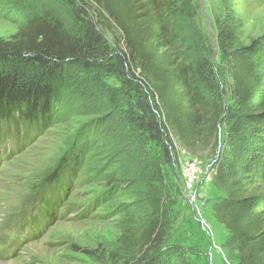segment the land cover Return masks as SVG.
I'll list each match as a JSON object with an SVG mask.
<instances>
[{"label": "rangeland", "instance_id": "rangeland-1", "mask_svg": "<svg viewBox=\"0 0 264 264\" xmlns=\"http://www.w3.org/2000/svg\"><path fill=\"white\" fill-rule=\"evenodd\" d=\"M192 3L195 18L188 22L189 43L211 47L222 103L236 116L229 124H220L214 146L194 158L215 169L222 153L229 151L240 174L261 181L264 121L247 117L248 110L230 96V66L216 48L215 20L236 25L239 42L253 47L261 84L251 104L260 110L264 0ZM78 6L79 0H0V40H8L32 13H49L60 29L74 36L78 23L95 21L88 12L82 21L76 19ZM106 24L109 30H98L107 50L97 57L98 66L68 77L46 131L21 141L20 148L3 139L7 143L4 152L0 149V264H125L118 245L124 223L148 215L143 190L137 188L143 185L139 175L164 158L150 136L137 130L133 81L129 75L119 79V64L113 59L121 36L110 21ZM226 143L231 144L228 149ZM172 157L170 167L160 166L167 214L160 249L149 257V264H237L234 252L221 247L227 231L212 218L211 206L221 197L213 177L199 183L194 198L179 180L185 156L173 151ZM57 170L62 181L48 183ZM69 170L73 174L66 178Z\"/></svg>", "mask_w": 264, "mask_h": 264}, {"label": "trees", "instance_id": "trees-1", "mask_svg": "<svg viewBox=\"0 0 264 264\" xmlns=\"http://www.w3.org/2000/svg\"><path fill=\"white\" fill-rule=\"evenodd\" d=\"M87 12L95 21L78 23L74 36L49 13H32L8 40H0V149L4 137L20 148L21 141L46 131L68 77L98 66L97 57L108 48L98 28L109 30L110 21L121 36V46L111 51L119 79L129 75L134 85L135 125L164 158L139 175L146 219L124 223L118 238L125 264H149L160 249L167 214L160 166L172 165L173 151L197 157L209 150L219 125L236 116L222 103L211 47L189 43L192 0H79L75 18L82 21ZM215 26L216 48L230 66L232 100L248 110L247 117L264 121V106L256 110L251 104L261 84L253 47L239 42L236 25L217 18ZM235 160L226 151L216 164L212 185L221 197L211 206L212 218L227 231L221 247L234 252L237 264H264V179L240 174ZM58 171L46 181L60 183Z\"/></svg>", "mask_w": 264, "mask_h": 264}, {"label": "built area", "instance_id": "built-area-1", "mask_svg": "<svg viewBox=\"0 0 264 264\" xmlns=\"http://www.w3.org/2000/svg\"><path fill=\"white\" fill-rule=\"evenodd\" d=\"M179 155L185 156V160L181 165L179 180L183 189L189 193L193 192L195 198V188L202 182H209L215 175V169L203 163L197 158L192 157L184 150L179 151ZM192 195L186 199L188 202Z\"/></svg>", "mask_w": 264, "mask_h": 264}]
</instances>
